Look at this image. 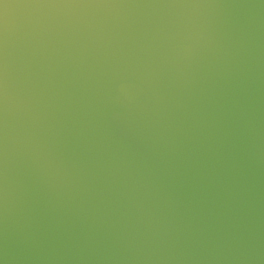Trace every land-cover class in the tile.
<instances>
[{
	"label": "water",
	"instance_id": "1",
	"mask_svg": "<svg viewBox=\"0 0 264 264\" xmlns=\"http://www.w3.org/2000/svg\"><path fill=\"white\" fill-rule=\"evenodd\" d=\"M0 264H264V0H0Z\"/></svg>",
	"mask_w": 264,
	"mask_h": 264
}]
</instances>
